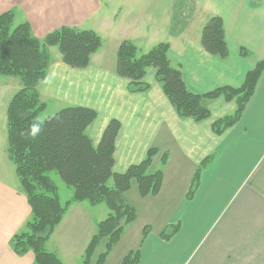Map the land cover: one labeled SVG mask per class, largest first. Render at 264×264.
I'll return each mask as SVG.
<instances>
[{"label":"crops","instance_id":"1","mask_svg":"<svg viewBox=\"0 0 264 264\" xmlns=\"http://www.w3.org/2000/svg\"><path fill=\"white\" fill-rule=\"evenodd\" d=\"M10 11L15 25L28 23L38 39L62 27L93 31L104 39L85 69L69 67L58 49L50 48L52 64L42 91L50 89L52 113L68 107L97 113L87 131L95 147L111 120L121 123L115 173L140 164L151 148L159 150L149 173L162 171L160 193L142 198L132 182L126 198L137 220L125 227L105 264H122L137 250L139 264H264V72L240 121L222 135L213 132V125L234 113V101L204 100L211 116L197 123L178 116L155 69L145 78L151 86L147 93H130L128 80L117 74L122 42L131 41L144 54L165 41L171 46L172 67L180 70L192 93L242 87L247 74L264 61V0H0V14ZM212 17L224 23L229 50L224 60L201 45L202 30ZM243 51L249 54L243 56ZM10 78L9 90V83L0 82V177L6 171L2 183L17 185L7 153V110L21 84ZM209 157L213 159L201 173L199 188L188 199L195 174ZM0 193L3 198L7 194L0 201V264H36L32 252L18 255L12 247V239L27 230L33 217L26 195L3 185ZM85 202H71L46 243L47 252L63 264H84L98 224L110 214ZM177 224L179 232L164 241L163 230ZM146 227L150 233L144 238ZM106 244L103 240L90 264H97Z\"/></svg>","mask_w":264,"mask_h":264},{"label":"trees","instance_id":"2","mask_svg":"<svg viewBox=\"0 0 264 264\" xmlns=\"http://www.w3.org/2000/svg\"><path fill=\"white\" fill-rule=\"evenodd\" d=\"M13 11L0 14V76L20 79L22 90L8 108L9 156L16 167L20 188L32 209V220L27 230L12 239V247L18 255L32 252L36 264H63L54 253L47 252L46 243L62 221L71 202H88L93 206L104 203L109 216L98 224V232L91 240L84 264L92 257L103 240H107L104 252L97 264H105L109 254L121 241L125 227L137 219V211L126 198L132 182H136L142 198L157 196L163 184V173H149L159 150L151 148L144 161L131 166L125 173L114 172L115 146L121 129L118 120H111L101 142L95 147L87 134L95 122L97 113L83 107H68L40 119L44 110L38 96V87L45 80L50 65L48 48L56 47L63 62L73 69H85L92 57L101 49L102 39L93 31H80L62 27L43 39L36 38L28 23L15 26ZM201 45L211 56L227 59L229 50L224 23L220 17H212L204 26ZM170 45L160 43L149 52L141 54L131 41H124L117 54V74L129 80L131 93H145L149 85L144 77L149 68L156 70V80L181 119L197 123L210 118V111L203 101L223 97L235 102L232 115L215 122L213 132L224 134L235 126L255 94L264 72V61L250 71L240 88L223 87L205 95L192 93L186 86L182 73L173 68L169 58ZM249 53L243 51V56ZM213 157L199 166L188 199H192L200 185L201 173ZM168 155L164 154L165 165ZM56 171L63 182L74 190L72 201L61 205L58 188L49 177ZM180 230V225H168L161 233L164 241H170ZM150 233L146 227L143 237ZM141 251L130 252L122 264H139Z\"/></svg>","mask_w":264,"mask_h":264},{"label":"rangeland","instance_id":"3","mask_svg":"<svg viewBox=\"0 0 264 264\" xmlns=\"http://www.w3.org/2000/svg\"><path fill=\"white\" fill-rule=\"evenodd\" d=\"M101 39H102V43H103V41H104V39L102 38V37H100ZM123 43V42H122ZM121 43V44H122ZM163 43H166L165 41L163 42ZM168 43V42H167ZM120 44V45H121ZM169 44V43H168ZM105 45V44H104ZM170 45V44H169ZM120 47V46H119ZM51 48H53V47H51ZM50 48H48V52H49V55H50V65H49V68H48V70H47V74H46V77H45V80H46V78H47V75H48V72H49V70H50V67H51V64H52V56H51V54H50V50H49ZM119 50V49H118ZM170 51H171V46H170ZM117 54H118V52H117ZM169 54H170V52H169ZM150 69H153V68H149L148 70H147V72H146V75H145V77H144V82H145V78H146V76H147V73H148V71L150 70ZM156 71V70H155ZM126 79V78H125ZM3 80H5L7 83H9V85H10V87L8 86V90H9V88L11 89V82L12 81H14L12 78H10V77H2V78H0V82L1 81H3ZM16 80V79H15ZM45 80L39 85V87H38V96H39V100H40V103L42 104V105H45V108H44V110L40 113V119L41 120H46L48 117H50V116H52L53 114H55V113H52V107H54V103H50V105H49V108H48V103H49V99H52L51 98V96H49L50 95V93H48V91L50 92V89L48 88L47 89V87H45L46 86V84H45ZM128 80V79H127ZM128 83H129V80H128ZM146 83V82H145ZM147 84V83H146ZM43 85H45L44 86V92L42 91V87H43ZM149 85V84H148ZM160 85V84H159ZM128 86H129V84H128ZM161 86V85H160ZM162 87V86H161ZM162 89V88H161ZM22 90V88L20 87V89H19V91H21ZM151 90V86L149 85V90L148 91H150ZM18 91V92H19ZM128 91H129V89H128ZM147 91V92H148ZM162 91H163V89H162ZM18 92H16V93H14V96L11 98V101L13 100V98L18 94ZM130 92V91H129ZM147 92H145V93H147ZM131 93V92H130ZM11 101H10V103H11ZM48 108V109H47ZM1 116V115H0ZM98 116V115H97ZM97 119V118H96ZM96 121V120H95ZM7 128H8V122H7ZM7 131H8V129H7ZM87 134H88V132H87ZM88 136H89V134H88ZM7 144H8V142H7ZM9 144H8V147H7V153L9 154ZM10 158V157H9ZM11 160V159H10ZM11 162L13 163V161L11 160ZM13 165L15 166V164L13 163ZM15 170H16V167H15ZM1 174H3V176H1L0 177V185H3V187H8L10 190H13V189H15V191L16 192H21L22 194H24L23 192H22V190H21V188H20V181H19V178H18V176H17V172H16V177H17V180H18V184L16 185V184H13V183H10V182H5V183H2V179L3 180H5V179H7L8 178V174H7V172L5 171V172H1ZM49 177L53 180V182L56 184V186L59 188V197H60V200H61V203L63 204V206L64 205H66V203L67 202H69L70 200L72 201L73 200V198H74V190L72 189V188H69L64 182H63V180L61 179V177H60V175L58 174V172H56V171H53V172H49ZM19 188V190L17 189V188ZM1 195H2V193H0V201L1 200H4V199H7V198H5V195H7V194H5L4 195V198H3V196L1 197ZM25 195V194H24ZM28 200V199H27ZM86 203V202H85ZM100 206V208H98ZM91 207H96V208H98V209H107V211H109V209L107 208V206L104 204V203H102V204H99V205H96V206H91ZM1 209H2V203L0 202V212H1ZM137 220V219H136ZM150 228V227H149ZM98 259V258H97Z\"/></svg>","mask_w":264,"mask_h":264}]
</instances>
